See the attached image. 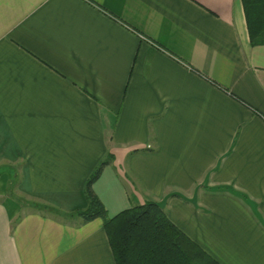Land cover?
<instances>
[{
    "label": "crops",
    "instance_id": "0c3cea01",
    "mask_svg": "<svg viewBox=\"0 0 264 264\" xmlns=\"http://www.w3.org/2000/svg\"><path fill=\"white\" fill-rule=\"evenodd\" d=\"M107 154L108 217L154 201L218 264H264V45L240 0H0V264H114L73 216Z\"/></svg>",
    "mask_w": 264,
    "mask_h": 264
},
{
    "label": "trees",
    "instance_id": "16d2710c",
    "mask_svg": "<svg viewBox=\"0 0 264 264\" xmlns=\"http://www.w3.org/2000/svg\"><path fill=\"white\" fill-rule=\"evenodd\" d=\"M240 2L250 44L264 45V0ZM112 161L113 156L107 154L94 167L83 188L86 207L75 210L73 216L85 223L95 219L102 221L114 264H218L177 229L154 201H146L108 217L92 187L104 167ZM28 204L59 213L46 205Z\"/></svg>",
    "mask_w": 264,
    "mask_h": 264
},
{
    "label": "rangeland",
    "instance_id": "374dc122",
    "mask_svg": "<svg viewBox=\"0 0 264 264\" xmlns=\"http://www.w3.org/2000/svg\"><path fill=\"white\" fill-rule=\"evenodd\" d=\"M2 173H4V171H0V175H1ZM11 182H12V181H11ZM7 190H8L9 198L14 199V198H13L14 194L17 195V189H16V185H15V183H13L11 186H10V184H9ZM18 198H21V196L18 197ZM22 202L24 203V205H26L25 200H23V199H19V203L23 204Z\"/></svg>",
    "mask_w": 264,
    "mask_h": 264
}]
</instances>
